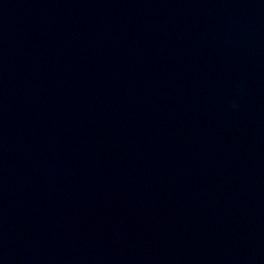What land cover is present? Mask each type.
<instances>
[{"label": "water", "instance_id": "water-1", "mask_svg": "<svg viewBox=\"0 0 264 264\" xmlns=\"http://www.w3.org/2000/svg\"><path fill=\"white\" fill-rule=\"evenodd\" d=\"M0 264H264V0H0Z\"/></svg>", "mask_w": 264, "mask_h": 264}]
</instances>
